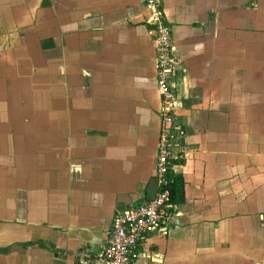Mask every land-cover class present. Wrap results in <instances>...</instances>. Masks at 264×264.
I'll use <instances>...</instances> for the list:
<instances>
[{"label": "crops", "instance_id": "1", "mask_svg": "<svg viewBox=\"0 0 264 264\" xmlns=\"http://www.w3.org/2000/svg\"><path fill=\"white\" fill-rule=\"evenodd\" d=\"M162 4L183 194L131 264H264V0ZM146 15L141 0H0V264L99 255L112 217L148 198Z\"/></svg>", "mask_w": 264, "mask_h": 264}, {"label": "built area", "instance_id": "2", "mask_svg": "<svg viewBox=\"0 0 264 264\" xmlns=\"http://www.w3.org/2000/svg\"><path fill=\"white\" fill-rule=\"evenodd\" d=\"M147 13L154 37L155 81L160 96V126L157 138L153 177L155 190L151 198L116 213L110 222L108 236L100 248L99 256L105 264H131L136 257V245L160 224L172 211L167 176L169 164L180 160L183 151L176 148V141L183 130L176 125L174 92L179 70V58L171 44L169 25L162 0H141ZM77 264H92L83 256Z\"/></svg>", "mask_w": 264, "mask_h": 264}, {"label": "trees", "instance_id": "3", "mask_svg": "<svg viewBox=\"0 0 264 264\" xmlns=\"http://www.w3.org/2000/svg\"><path fill=\"white\" fill-rule=\"evenodd\" d=\"M169 196L171 202L179 203L182 199V183L177 178L168 182Z\"/></svg>", "mask_w": 264, "mask_h": 264}, {"label": "water", "instance_id": "4", "mask_svg": "<svg viewBox=\"0 0 264 264\" xmlns=\"http://www.w3.org/2000/svg\"><path fill=\"white\" fill-rule=\"evenodd\" d=\"M155 190V179L152 178L149 182H148V186L146 188L147 191V197L151 198L153 196V192ZM82 255L92 261H95V263L97 264H105V262L101 259V257L97 254H92V255H88V254H83ZM94 263V264H95Z\"/></svg>", "mask_w": 264, "mask_h": 264}]
</instances>
